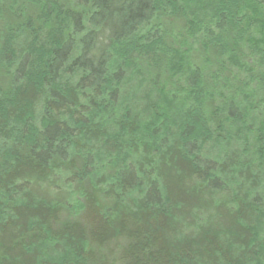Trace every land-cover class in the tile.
I'll use <instances>...</instances> for the list:
<instances>
[{"label":"trees","instance_id":"1","mask_svg":"<svg viewBox=\"0 0 264 264\" xmlns=\"http://www.w3.org/2000/svg\"><path fill=\"white\" fill-rule=\"evenodd\" d=\"M264 264V0H0V264Z\"/></svg>","mask_w":264,"mask_h":264},{"label":"rangeland","instance_id":"2","mask_svg":"<svg viewBox=\"0 0 264 264\" xmlns=\"http://www.w3.org/2000/svg\"><path fill=\"white\" fill-rule=\"evenodd\" d=\"M109 264H118L116 261H111Z\"/></svg>","mask_w":264,"mask_h":264}]
</instances>
